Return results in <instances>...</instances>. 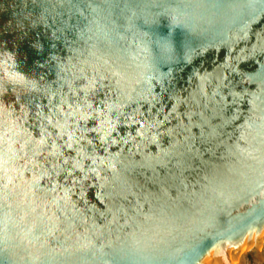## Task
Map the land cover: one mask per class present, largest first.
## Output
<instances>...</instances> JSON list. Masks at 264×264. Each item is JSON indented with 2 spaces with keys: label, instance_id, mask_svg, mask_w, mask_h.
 Instances as JSON below:
<instances>
[{
  "label": "water",
  "instance_id": "1",
  "mask_svg": "<svg viewBox=\"0 0 264 264\" xmlns=\"http://www.w3.org/2000/svg\"><path fill=\"white\" fill-rule=\"evenodd\" d=\"M140 2L0 0V264H106V213L115 217L137 195V175L162 181L182 170L185 146L213 133L214 117L239 95V86L225 87L233 71H244L240 107L251 116L236 164L244 170L264 154V0H210L250 20L243 39L187 61L150 93L126 69L112 75L95 58L69 62L60 33L53 39V16L67 19L72 5L111 6L115 17ZM64 36L75 38L67 28ZM169 261L264 264V193L229 199L178 228Z\"/></svg>",
  "mask_w": 264,
  "mask_h": 264
},
{
  "label": "clouds",
  "instance_id": "2",
  "mask_svg": "<svg viewBox=\"0 0 264 264\" xmlns=\"http://www.w3.org/2000/svg\"><path fill=\"white\" fill-rule=\"evenodd\" d=\"M110 7L72 5L67 14L78 17L76 23L61 19L64 12L53 16V39H58L59 32L69 62L95 58L112 75L115 67L126 69L132 83L149 93L153 82L162 88L172 83L187 61L226 41L243 39L241 33L250 23L245 16L220 10L230 6L210 0H141L127 9V15L122 10L115 17ZM65 28L74 39L64 36ZM176 33L179 37L173 38ZM101 51L103 55L98 56ZM245 79L243 70L233 71L225 87L232 94L239 86V95H234L229 111L214 117L213 133H202L194 145L185 146L178 174L162 181L137 175L133 183L134 188L138 186L137 195L121 201L115 217L106 213L104 239L111 250L106 264H170L169 249L178 228H188L194 217L229 199L264 193V154L253 157L244 170L236 164V148L246 139L251 119L249 111L240 107L247 98ZM258 118L264 122V111Z\"/></svg>",
  "mask_w": 264,
  "mask_h": 264
},
{
  "label": "snow or ice",
  "instance_id": "3",
  "mask_svg": "<svg viewBox=\"0 0 264 264\" xmlns=\"http://www.w3.org/2000/svg\"><path fill=\"white\" fill-rule=\"evenodd\" d=\"M32 47L35 49V48L39 47V44H33Z\"/></svg>",
  "mask_w": 264,
  "mask_h": 264
}]
</instances>
